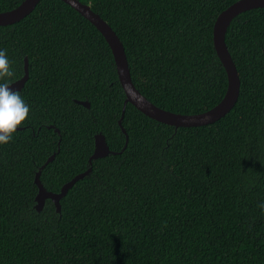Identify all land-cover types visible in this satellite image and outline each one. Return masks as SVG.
<instances>
[{"label":"trees","instance_id":"trees-1","mask_svg":"<svg viewBox=\"0 0 264 264\" xmlns=\"http://www.w3.org/2000/svg\"><path fill=\"white\" fill-rule=\"evenodd\" d=\"M22 0H0V12ZM123 43L135 87L179 113L214 106L227 73L213 45L220 11L236 0H80ZM225 42L240 90L201 126L174 127L127 103L103 35L62 0H40L0 25V50L31 111L0 145V264H264V8L237 15ZM3 82V81H0ZM76 100H87L86 107ZM111 151L89 156L94 136ZM60 199L35 208V173Z\"/></svg>","mask_w":264,"mask_h":264},{"label":"water","instance_id":"water-1","mask_svg":"<svg viewBox=\"0 0 264 264\" xmlns=\"http://www.w3.org/2000/svg\"><path fill=\"white\" fill-rule=\"evenodd\" d=\"M39 1L40 0H22L16 7L10 10L1 11L0 25H8L20 21L34 10ZM62 1L71 6L74 10H76L84 18H86L91 24H93L96 29L103 35L111 49L118 79L125 94L121 116L118 119V124L122 132L125 133L126 137L123 148H125L128 142V135L126 134L125 129L121 124L127 103H131L134 107H136L146 116L158 122L167 125H172L176 128L210 124L219 120L220 118L224 117L228 112H230V110L234 107L239 96L240 78L235 63L228 51L225 42V34L230 22L240 13L254 8H264V0H236L219 12L213 24L212 39L216 53L227 73V88L223 97L211 108L199 113L186 114L174 112L157 106L149 99H147L135 87L131 79L129 65L123 43L116 34V32L112 29V27L98 13L94 12L88 4H85L80 0ZM23 69V75L19 79L10 82V88L14 91L21 90L29 77L28 60L26 57L24 58ZM76 101L86 107H89V102L87 100ZM18 129H21V127H18ZM109 153L116 152L111 151L109 149L105 140V136L103 134H95L94 150L89 156V163L91 164L93 159L103 157ZM54 157L55 153L50 155L45 161V163L40 166L37 172L35 173L34 182L37 185L38 189L35 196V208L37 211L42 210L46 199H50L54 203L56 211L60 212V199L79 179H82L91 170V167H88L85 171L76 174L69 181L65 182L58 192L49 191L42 184L40 180V174L42 168L48 162L52 161Z\"/></svg>","mask_w":264,"mask_h":264},{"label":"clouds","instance_id":"clouds-1","mask_svg":"<svg viewBox=\"0 0 264 264\" xmlns=\"http://www.w3.org/2000/svg\"><path fill=\"white\" fill-rule=\"evenodd\" d=\"M14 76L12 61L6 50H0V145L9 143L19 126L28 118L31 108L18 91L10 88ZM258 207L264 211V202Z\"/></svg>","mask_w":264,"mask_h":264}]
</instances>
